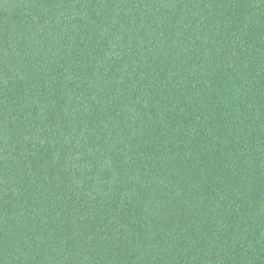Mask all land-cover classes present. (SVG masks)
<instances>
[{"label": "trees", "instance_id": "obj_1", "mask_svg": "<svg viewBox=\"0 0 264 264\" xmlns=\"http://www.w3.org/2000/svg\"><path fill=\"white\" fill-rule=\"evenodd\" d=\"M0 264H264V0H0Z\"/></svg>", "mask_w": 264, "mask_h": 264}]
</instances>
